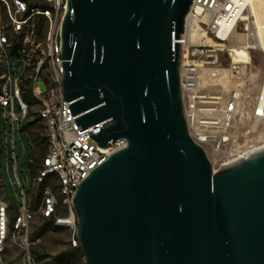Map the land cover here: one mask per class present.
<instances>
[{
  "label": "water",
  "instance_id": "1",
  "mask_svg": "<svg viewBox=\"0 0 264 264\" xmlns=\"http://www.w3.org/2000/svg\"><path fill=\"white\" fill-rule=\"evenodd\" d=\"M193 0H68L64 99L101 152L73 197L85 264H264V145L213 169L183 112Z\"/></svg>",
  "mask_w": 264,
  "mask_h": 264
},
{
  "label": "built area",
  "instance_id": "2",
  "mask_svg": "<svg viewBox=\"0 0 264 264\" xmlns=\"http://www.w3.org/2000/svg\"><path fill=\"white\" fill-rule=\"evenodd\" d=\"M248 5V0H193L178 40L183 112L191 137L207 156L208 147L214 155L228 151L225 146L231 137L227 133L231 125L233 128L237 94L232 95V104L219 109V96L204 91V64L209 63L207 59L218 45L237 38ZM67 8L68 0H0V117L12 126L14 184L20 190L21 202L11 221L9 204L0 199V264H5L3 254L9 243L23 248V264H41L31 251L40 239L32 241L28 234L30 222L38 215L53 218L56 226L68 227L72 231L70 244L78 247L73 209L76 189L91 169L126 145L124 139H117L101 152L87 129H79L69 109L70 102L64 99L61 24ZM192 35L197 44H192ZM237 47L248 52L246 46ZM197 51L206 60L199 62ZM211 74L215 76L216 72ZM25 93L38 103V116L45 123L48 136V149L33 183L19 175L16 152L15 126L25 122L31 110L23 98ZM254 118L264 120V95L258 97ZM256 147L248 143L241 146L237 135L232 134L229 155L233 160ZM50 177L56 178L58 191L49 183ZM28 185L36 186L37 191L28 192ZM60 204L65 215H58Z\"/></svg>",
  "mask_w": 264,
  "mask_h": 264
},
{
  "label": "rangeland",
  "instance_id": "3",
  "mask_svg": "<svg viewBox=\"0 0 264 264\" xmlns=\"http://www.w3.org/2000/svg\"><path fill=\"white\" fill-rule=\"evenodd\" d=\"M261 22H264V15L261 17ZM238 35V36H237ZM243 35V36H242ZM249 31L245 29V24L240 23L237 29V38L225 45H218L213 56L209 57V63H205V71L203 77L204 91L206 93L216 94L219 96L218 108L222 109L223 106L232 104V95L237 94L236 108L233 116L232 125L227 133L230 135V141L226 153H214L211 147H208V158L210 159L213 169L218 170L222 167V162L232 161V154L229 152L232 149V134L237 135V142L243 146L245 143L248 145H256L257 147L264 144V120L257 121L254 118V110L257 105L258 97L260 96L261 87L264 81V51L259 48L252 47L250 41ZM242 36V38H240ZM248 36V37H247ZM247 38V39H246ZM192 44H197L196 37L191 36ZM237 46H246L248 48L249 58L247 61L234 64L232 60V53L234 54L239 48ZM211 53V52H205ZM216 55V56H215ZM196 59L199 62L206 60L201 51H197ZM235 66H237L235 68ZM216 72V75H212ZM42 89L44 85L39 83ZM216 106V105H215ZM31 112H38L39 105L34 102L30 108ZM232 114V113H231ZM33 121L26 120L23 129L20 131L19 124L15 126V139H16V152L19 157L18 173L24 175L32 181L37 169L39 161L33 157V148L31 141L35 145V155L40 153V148L47 143L41 137H47V128L42 120L35 115ZM30 137V138H29ZM31 139V141H30ZM13 156V140H12V126L11 123L5 120L3 116L0 117V199L7 202L10 207L11 221L17 213V208L20 205L18 198L19 188L14 184L16 177L14 172ZM32 159V162H29ZM33 163V167L31 164ZM49 183L56 184V178L50 177ZM55 190L58 191V186L55 185ZM28 192L34 193L37 191L36 186L28 185L26 187ZM58 215H64V207H59ZM77 218V217H76ZM43 218L36 216L31 222L29 227V237L32 241L36 242L32 248V254L37 251L41 256L39 261L41 264H52L53 257L59 255L62 251L69 249L71 246L72 231L65 226L49 227L41 236H35L34 231L39 227ZM77 221V220H76ZM79 247V246H78ZM23 248L19 245L9 243L4 251L3 259L5 264H23ZM64 264H85L83 256L81 258H72L68 263Z\"/></svg>",
  "mask_w": 264,
  "mask_h": 264
},
{
  "label": "bare ground",
  "instance_id": "4",
  "mask_svg": "<svg viewBox=\"0 0 264 264\" xmlns=\"http://www.w3.org/2000/svg\"><path fill=\"white\" fill-rule=\"evenodd\" d=\"M248 2L249 5L242 18V21L245 24V29L249 31L250 41L248 39V42L249 44H252V47L259 48L264 51V22H261V17L264 15V0H248ZM242 36H240V38H242ZM233 57L234 64H237L247 61L249 58V53L243 48L241 50H237L233 54ZM260 95H264L263 86L261 87ZM215 99H218V97ZM263 145L264 144L260 146Z\"/></svg>",
  "mask_w": 264,
  "mask_h": 264
},
{
  "label": "trees",
  "instance_id": "5",
  "mask_svg": "<svg viewBox=\"0 0 264 264\" xmlns=\"http://www.w3.org/2000/svg\"><path fill=\"white\" fill-rule=\"evenodd\" d=\"M23 98L24 100L29 104L32 105L35 101L33 100V98L31 97L30 94L25 93L23 94ZM43 140H47V143L44 144V146H42L40 148V153H38V157L36 158V160H38L39 162L44 158V156L46 155V151H47V147H48V138L47 137H41ZM31 167H33V163H30ZM40 169V164L38 165L37 169H34L33 172L35 174L38 173V170ZM61 207V204L58 206ZM56 226L54 224V219L50 218V219H43L41 224L39 225V227L34 231V235L35 236H41L43 235V233L49 228V227H53ZM34 258L37 261H40L42 256L35 251L34 252ZM82 252L80 250L79 247H72L70 246L69 249H66L65 251H62L59 255H56L53 257V262L52 264H64V263H68L70 259L72 258H81Z\"/></svg>",
  "mask_w": 264,
  "mask_h": 264
},
{
  "label": "crops",
  "instance_id": "6",
  "mask_svg": "<svg viewBox=\"0 0 264 264\" xmlns=\"http://www.w3.org/2000/svg\"><path fill=\"white\" fill-rule=\"evenodd\" d=\"M35 115L36 116H38V112H31L30 113V115H29V117L27 118V120L29 121V120H31V121H33L36 117H35ZM39 117V116H38ZM39 120H41L40 118H39ZM24 123L25 122H22L19 126H20V131L21 130H24L23 129V125H24ZM30 138V137H29ZM47 138H48V136H47ZM16 140V139H15ZM30 141H31V139H30ZM31 145H32V148H33V152H34V154H33V157L32 158H37L38 157V155H35V145L33 144V141H31ZM47 149H48V147H47ZM47 152V151H46ZM29 162H32V159L29 161ZM41 162H42V160L40 161V166H41ZM37 174H35L34 175V177L36 176ZM34 177L32 178V183H33V179H34ZM65 212H64V215H65V213H66V210H64ZM10 264V263H9Z\"/></svg>",
  "mask_w": 264,
  "mask_h": 264
}]
</instances>
